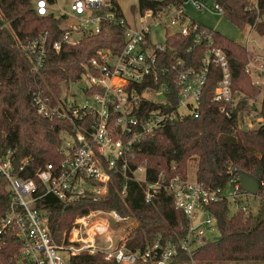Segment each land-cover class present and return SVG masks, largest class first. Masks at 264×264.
Returning a JSON list of instances; mask_svg holds the SVG:
<instances>
[{"label":"built area","instance_id":"built-area-1","mask_svg":"<svg viewBox=\"0 0 264 264\" xmlns=\"http://www.w3.org/2000/svg\"><path fill=\"white\" fill-rule=\"evenodd\" d=\"M54 6L46 0L34 2L37 16L53 14L64 20L63 40L52 44L53 51L59 52L63 43L75 45L82 36L99 33L102 21L124 28L123 44L117 53L98 50L84 67V74L72 85L83 93L82 99L74 95L68 102L62 93L55 107L39 96L34 99L42 118L67 120L73 128L72 135L65 134L73 143L68 145L62 140L60 163L48 164L37 174L43 188L41 195H35L34 181L14 176L11 151L0 156V176L7 182L10 200L5 215L0 218V264H73L83 253L100 255L105 262L113 264H195L193 256L198 248L218 236L217 222L209 206L225 201L229 213L233 205L234 213L241 210L247 217L254 214L248 204V198L253 196L241 189L239 180H231L222 189L207 188L188 177L186 180L175 177L166 185L162 181L149 183L142 167L131 168L137 145L168 122L198 118L199 100L211 67L220 72L212 96V102L219 105V113L237 128H262L264 56L252 55L246 47L249 56L244 73L259 91L250 97L233 90L226 55L214 46L206 29L186 16L184 5H169L155 14L138 12V28H132L123 16L117 18L120 10L111 0H72L69 12L60 7L55 10ZM196 7L201 10L200 6ZM215 9L221 14L220 7ZM146 20L151 23L146 24ZM73 34L80 35V39L73 38ZM176 34L183 38L192 34L196 44L207 47L199 69L184 67L182 60H178L177 66H165L166 41ZM161 35L163 40L158 41ZM47 38L48 34L44 33L24 47L35 73L46 63ZM176 67H179L175 80L177 103L172 108L168 84ZM82 79L88 84H83ZM112 176L124 181L121 198L126 196L127 181H133L142 186L146 203L164 186L173 198L175 209L186 220L180 228L181 236L165 238L156 234L143 246L128 247L126 241L130 236L142 234L141 225L114 211L98 210L78 218L71 232L56 243L46 227V217L35 208L36 203L47 195L63 203L81 198L97 201L107 195ZM100 217H108L114 224L127 223L129 232L91 221ZM118 232L124 234L113 241L114 233ZM87 235L89 242L85 240Z\"/></svg>","mask_w":264,"mask_h":264},{"label":"trees","instance_id":"trees-1","mask_svg":"<svg viewBox=\"0 0 264 264\" xmlns=\"http://www.w3.org/2000/svg\"><path fill=\"white\" fill-rule=\"evenodd\" d=\"M36 0H0V156L12 152L14 176L20 180H32L35 195L43 188L37 174L48 164L58 165L62 159V134L72 135L73 128L67 120L45 119L38 114L34 99H46L55 107L63 90L76 84L85 72V66L95 58L100 49L112 53L121 50L124 28L116 23L102 21L99 33L84 35L75 45L62 44L59 52L52 44L62 42L64 20L53 14L37 16ZM50 5L55 0H46ZM191 0H138L137 10L157 13L166 6L178 7ZM119 10L115 0H111ZM220 7L221 15L240 30L250 27L264 36V0H213ZM132 11H134L132 9ZM122 17L120 11L117 18ZM194 22V21H193ZM210 34L214 46L227 57L234 91L254 97L259 91L251 85L244 67L249 56L246 47L238 45L221 34L199 24ZM47 33V59L39 72L32 65L24 47L32 40ZM166 67L177 66L199 69L207 51L198 45L190 34L183 38L173 35L166 41ZM179 67L170 74V101L177 103L175 80ZM220 72L211 67L205 88L199 100L198 118L175 119L157 128L137 145L131 168L142 167L149 183L171 179H187L189 162L196 158L195 181L211 189H222L231 180L238 181L239 173L253 177L259 183L255 214L244 216L238 212L230 215L228 203L218 202L209 206L218 226V236L202 245L195 252V264H264V126L255 130H243L219 113V105L212 102L213 90ZM164 80V77H162ZM262 116L264 119V101ZM231 171V173H230ZM124 184L119 176H112L107 195L94 201L81 198L63 203L52 195L42 197L35 208L46 217V227L51 238L60 243L74 221L93 211H114L122 218H133L140 225L142 234L130 236L128 247L143 246L156 234L165 238L181 236L180 228L186 224L183 214L174 207L173 198L164 186L149 203L139 184L127 181V192L120 197ZM7 182L0 176V218L9 206ZM133 232L139 233V231ZM19 247V244H18ZM17 249V244L14 245ZM73 264H113L100 255L87 253L76 257Z\"/></svg>","mask_w":264,"mask_h":264},{"label":"rangeland","instance_id":"rangeland-1","mask_svg":"<svg viewBox=\"0 0 264 264\" xmlns=\"http://www.w3.org/2000/svg\"><path fill=\"white\" fill-rule=\"evenodd\" d=\"M72 0H56L54 9L57 10L60 7L62 10L69 12V6ZM118 4L119 10L123 18L132 28H138V10H137V1L138 0H115ZM250 3L255 0H249ZM196 6H200L201 10H198ZM132 9L134 11H132ZM184 10L186 16L192 21L199 23L219 34L226 37L227 39L233 41L234 43L247 47L250 54L264 56V36H259L253 31L250 27L240 30L237 27L233 26L225 17H223L219 12L216 11L213 0H191L184 5ZM146 24H150V20L145 21ZM163 35L158 38V41L163 40ZM73 38L79 40L80 35L73 34ZM250 80V79H249ZM83 84L87 85L88 82L85 79H82ZM75 95V97H74ZM63 96L66 97V101L73 100V97L76 99H82L83 93L73 86H69L67 90H63ZM65 144H72L73 140L67 135L61 136ZM197 169V159L194 158L189 162L187 167V177L190 181L195 179V173ZM249 206L254 210V214L257 212L258 200L248 198ZM235 211L233 205L230 206V215ZM80 218V217H79ZM78 219V218H77ZM76 219V220H77ZM133 219V218H132ZM75 220V221H76ZM74 221V222H75ZM93 223H102L110 226L112 230H126L129 232L127 223L124 224H114L112 220L108 217H100L95 220H91ZM74 224V223H73ZM73 224L68 233L71 232ZM125 232V231H124ZM124 233L118 232L114 233L113 241H116ZM70 235V234H69Z\"/></svg>","mask_w":264,"mask_h":264},{"label":"water","instance_id":"water-1","mask_svg":"<svg viewBox=\"0 0 264 264\" xmlns=\"http://www.w3.org/2000/svg\"><path fill=\"white\" fill-rule=\"evenodd\" d=\"M82 89V86H78ZM245 131V129L243 128ZM239 181L241 189L250 196L255 197L259 191V183L251 176H248L244 173H239Z\"/></svg>","mask_w":264,"mask_h":264},{"label":"bare ground","instance_id":"bare-ground-1","mask_svg":"<svg viewBox=\"0 0 264 264\" xmlns=\"http://www.w3.org/2000/svg\"><path fill=\"white\" fill-rule=\"evenodd\" d=\"M128 227H126V229H127ZM87 242H89L90 241V236L89 235H87V237H86V239H85Z\"/></svg>","mask_w":264,"mask_h":264}]
</instances>
